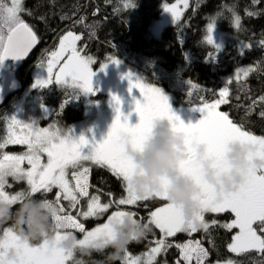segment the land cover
Returning <instances> with one entry per match:
<instances>
[{"label":"snow or ice","instance_id":"6c2138e0","mask_svg":"<svg viewBox=\"0 0 264 264\" xmlns=\"http://www.w3.org/2000/svg\"><path fill=\"white\" fill-rule=\"evenodd\" d=\"M134 6V5H133ZM173 17H176L174 9L165 8ZM23 0H0V64L8 57L22 59L39 42L38 36L33 28L21 18L23 12ZM31 14V13H29ZM64 17H62L63 19ZM239 25V18L236 19ZM215 24L208 25L206 40L209 44H214L213 32ZM82 39L81 35L68 31L59 38L56 50L49 52L46 61L47 78L37 79L34 87H47L53 83L54 69L59 67L58 74L55 75V82L60 85H70L73 89L80 88L87 92L93 91V72L91 65L95 62L92 57L84 56L77 47V42ZM264 43V42H262ZM111 62L119 64L118 59L112 58ZM42 61V65H43ZM108 63L102 65L106 68ZM244 76H247L251 69H246ZM130 88L140 91L142 99H135L134 111L138 113L139 120L133 124L130 122V113L125 114L122 110V100L118 95H113L116 104V113L107 135L102 141L95 140L93 135L90 140L81 134L77 136L72 128L63 132L60 128L50 126L49 128H39L35 122L25 123L12 116L7 124V135L0 142V150L7 145H26L27 151L22 154L0 155V199L16 206L25 197H34L37 194L46 196L55 192V198L50 200L42 198L47 204H54L59 209V214L54 217L58 222H64L66 226L83 233L86 243L89 239L95 238L99 234L111 235L109 221L114 217H121L131 214L134 218L144 221L134 211H114L107 218V222L86 231L84 223L79 217L88 219L98 217L109 210L112 203L121 206L137 205L138 202H147L153 198L165 201L162 206L150 210L147 215L146 224L154 225L162 234V238L154 241L155 246L144 255L147 257L143 264H153L157 254L166 251L168 248L176 247L180 250V256L185 264H204L208 258V250L204 248L199 240H188L182 243H168V238L175 237L178 233L191 235L198 230L208 231L210 226H217L218 221L211 222L205 220V215L199 217L202 227L196 228L187 224L182 218L179 208L168 203L165 193H157L155 196H146L140 200L135 196L131 184V176L135 172V163L125 155L124 146L121 143V136L128 135L132 144L137 149H141L143 142L151 133L154 121L167 119L171 122L173 130L182 132L185 144L188 148L189 160L183 161L181 170L194 176L197 180L196 167L194 162L193 142L205 143L208 145L209 155L216 158V167L220 171H227L229 162L225 159L224 153L227 146L233 142H250L258 146L255 154H250L249 158L259 156L264 158V135L258 136L246 130L242 123L234 122L229 113L219 111L222 104L229 102V89L224 88L219 92V99L211 103H203L199 106L205 115L196 123H185V121L172 110L169 98L162 89L147 85L141 79H133L132 74H128ZM239 79V76H237ZM196 85L192 84V88ZM257 103H264V96L252 101L249 107ZM63 105H61V108ZM264 118V111L260 112ZM46 154L47 162L42 157ZM25 162L30 166L24 168ZM86 163L97 167L106 168L115 177L122 181V187L126 195H122L118 200H110L102 203L101 195H90V175L91 167ZM72 169L71 179L68 170ZM8 177L16 181L26 180L28 190L11 193L6 187ZM165 180V186L167 185ZM203 192L201 201L207 209V213L221 214L231 212L234 219L220 226L225 229H238L232 237V243L228 246L234 253L256 250L264 254V172L249 170L248 179L236 192L226 195L223 199L217 200L215 190L212 186L202 183ZM99 192V190H97ZM111 197L112 193H107ZM81 200H86L84 208L79 210L78 215H73L71 210L80 208ZM61 201L68 202V210ZM147 207V205H145ZM259 229V232L258 230ZM0 236V264H17L16 261L5 259V249L14 247L19 255L18 264H80L73 261L71 252L51 245L47 239L43 242L28 243L21 241L10 226L3 228ZM61 233L56 232L57 242L61 239ZM122 264H142L140 256L133 257L128 250L124 253ZM175 264H181V259H177ZM228 264H232L231 261Z\"/></svg>","mask_w":264,"mask_h":264},{"label":"trees","instance_id":"16d2710c","mask_svg":"<svg viewBox=\"0 0 264 264\" xmlns=\"http://www.w3.org/2000/svg\"><path fill=\"white\" fill-rule=\"evenodd\" d=\"M176 1L178 0H23L22 15L39 35L41 45L22 63L17 76L28 74L30 81L29 73L37 62L46 60L47 54L54 51L59 44V38L68 31L81 35L82 39L78 44L83 53L94 58L96 70L110 56L126 55L125 59L146 76V68L150 65L140 64L141 57H148L150 60L158 58L154 61L155 66L161 64L171 71L182 70L183 77H189L197 84H211L212 91L199 98H189V105H201L216 100L224 77L239 67L248 66L251 71L247 76L229 84V102L222 104L221 110L229 113L234 122L242 123L246 130L258 136L264 135V118L260 116V112L264 111V103L249 107L252 101L264 96V0H190L176 24L163 28L159 37H151V26L161 18L163 6ZM215 17L227 34L226 47L221 54H216V50L205 41L206 25ZM237 17L240 26L233 30L231 22ZM233 40L246 42L248 46L240 52ZM184 55L192 57V62L184 63L178 68L177 61L184 62ZM70 93L69 89L64 88L44 89L41 94L44 104L52 107L51 117L58 119L64 115L66 120L72 122L78 118L83 121L84 107L81 104L66 105L61 115L55 110L57 103ZM10 110L12 109H0V142L4 137L2 119ZM14 148H18V145L5 147L6 150ZM91 168V191L100 188L106 193L109 190H115L117 193L121 189L115 200L126 194L122 181L109 170L95 165ZM10 186L6 187V190L13 193L28 190L26 180L25 183H11ZM56 191L53 189V192L46 196H36L39 199L52 200ZM100 195L103 200H112L107 194ZM149 201L153 204L149 210H142L144 201L122 207L137 212L139 217L144 218L143 222H146L148 212L165 203L159 198ZM18 206L19 204L15 207ZM205 217H214L217 221L226 223L234 219V214L206 213ZM84 223L89 228L94 220L88 219ZM6 226L8 225L0 226V233ZM151 227L152 231L146 238L129 245V253L136 255L143 252L150 248L156 239L162 238L159 230L154 225ZM257 230L259 232V229ZM235 232L236 229L228 230L222 226H214L208 231L200 229L191 235L178 233L175 237L168 238V243L174 245L187 239L199 240L208 250L207 264L226 260H232L236 264H264V254L256 250L234 253L229 249ZM159 258V261H165L166 264H175L177 259H181L180 250L173 246L163 251ZM77 259H80L79 254ZM83 259L86 264H92V259L99 260L103 257L93 253V258ZM121 261L116 264H121Z\"/></svg>","mask_w":264,"mask_h":264},{"label":"clouds","instance_id":"9594fccd","mask_svg":"<svg viewBox=\"0 0 264 264\" xmlns=\"http://www.w3.org/2000/svg\"><path fill=\"white\" fill-rule=\"evenodd\" d=\"M121 143L125 155L136 166L129 181L135 196L143 200L146 196L166 192L168 203L177 206L184 221L196 228L202 227L199 217L207 213L201 201L202 183L212 186L216 199L221 200L247 182L250 169L264 172V158H249L250 154L258 151L256 144L238 141L228 144L224 157L229 162V168L220 171L215 166L216 158L209 155L208 145L193 142L197 180L181 170V162L189 160L188 148L183 133L173 130L167 119L154 121L141 149L134 147L126 134L121 136ZM165 180L168 182L166 186ZM18 204L15 207L0 199V226L12 227L21 241L32 244L47 239L51 245L71 252L73 257L79 254L80 259L76 261L80 264H86L83 258H93V253L101 255L103 259H92V264H116L122 260L130 244L140 242L152 231L151 225L129 214L109 221L110 236L99 234L81 243L84 237H78L64 222L58 224L54 220L59 214L54 204L33 197H25ZM57 231L62 237L58 242ZM5 259L18 264L17 250L14 247L6 248Z\"/></svg>","mask_w":264,"mask_h":264},{"label":"rangeland","instance_id":"374dc122","mask_svg":"<svg viewBox=\"0 0 264 264\" xmlns=\"http://www.w3.org/2000/svg\"><path fill=\"white\" fill-rule=\"evenodd\" d=\"M8 3V0L7 2ZM190 3V0H178L172 4L164 5L163 6V13L160 19L156 20L151 27V37L157 38L160 36L161 31L163 30L164 27L174 25L176 24L181 16V13L184 11L185 6H188ZM172 8L174 9L175 13L177 14L176 17H173L172 13H169L165 10V8ZM237 19V18H236ZM236 19L233 22V25H236ZM178 20V21H177ZM177 21V22H176ZM176 22V23H175ZM174 23V24H173ZM210 23L215 24V29L213 32V37H214V44H209L206 40L207 35H209L208 32V25ZM64 35V34H63ZM231 35V34H228ZM205 41L211 45L215 50L216 54H221L224 52L225 47H226V41H227V34L221 29L220 23L217 19L211 18L207 25H206V33H205ZM236 42V45L239 47V49L242 51L246 49L248 46V43L239 41V40H233ZM58 47V45H57ZM56 47V48H57ZM77 47L81 50V54L84 56H90L88 54L83 53V50L81 46L77 42ZM56 50V49H55ZM49 58V53L46 56V61ZM93 58V57H92ZM117 59L114 56H110L103 64L108 63L106 68L99 67L97 70L94 68V63L91 65V68L95 75L93 76V91L92 92H87L84 91L80 88H75L73 89L70 85H66V89H69L70 92L78 91L80 94L83 95L84 97V102L82 101V105L84 107V121L86 122L87 126H81V124H76L73 126V130L77 136L83 134L87 136L90 140L92 139L93 135L95 137V140L97 141H102L103 138L107 135L110 126L112 122L115 119V116L117 115L116 113V104L113 100V95H118L121 100H122V110L125 114H131L130 115V122L135 124L139 120V115L134 111L135 108V99H142L141 93L138 89L132 88L131 91H129L130 88V83H129V77L128 74L131 73L133 79H141L143 83L147 85H152L154 87H158L162 89L163 93L168 96L169 98V103L172 107V110L176 112L184 121L185 123H196L198 122L203 116L205 115L204 112H201L199 109V106L201 105H189V98H191L192 94L194 93V96L196 98L199 96H202L210 91H212V86L210 85H202V84H197L195 81H193L191 78L190 80H187V77H183L182 70L180 71H171L168 73V76H156L154 81L148 80L143 73L133 67L126 65L122 62L119 61V64L115 62H111V59ZM158 58H155L154 60L147 59L143 61L144 63H149V65L154 66L155 60ZM94 60V58H93ZM46 61L45 63L38 64L36 65L33 70V82L35 84L37 79L41 78H47V70H46ZM7 63L3 62V64H0V68H5ZM179 68V66H178ZM246 69H251L248 66L244 67H239L235 69L231 74H228L224 77L223 79V86H221L218 89V93L224 89L228 88L229 84L233 81H238L241 78H244V71ZM59 72V67L54 69V74L53 77L58 74ZM249 73V72H248ZM170 74V75H169ZM248 75V74H247ZM237 76H239V79H237ZM165 81V84L163 83ZM33 84V85H34ZM171 87L172 90H168L167 86ZM192 84H196L195 88H192ZM39 87V86H36ZM173 87V88H172ZM29 88V87H26ZM42 89V88H41ZM42 91V90H40ZM86 97H85V93ZM219 94L217 99H219ZM216 99V100H217ZM215 101V100H214ZM212 101V102H214ZM211 103V102H209ZM17 106L6 112L3 116L2 123H3V131L2 134L4 135L3 138L6 137L7 135V124L10 121V118L12 116H15L16 118L20 119L21 121H24L25 123H32L35 122V125L39 128H49L50 126L54 125L56 126L58 122H56L55 117H51V106L44 105L43 97L42 94L38 91L36 93L32 94L29 98L27 99H21V101H18L16 104ZM47 107V109L44 108ZM221 106L219 107V111L221 110ZM223 112V111H222ZM43 114H46V117H51L49 121V125L42 126L44 122H41L42 119H47L43 117ZM41 117V118H40ZM109 119L107 120V118ZM107 120V121H106ZM52 124V125H50ZM8 146V145H7ZM13 146V145H11ZM13 149L6 150L5 148L3 150H0V155L2 153L7 152L8 154H11ZM43 161L46 163L47 162V157H42ZM85 166L91 167L94 165H91L89 163H86ZM24 168H29L30 166L25 162L23 165ZM69 172V178L71 179V172L72 169L68 170ZM11 180H13L12 177H10L9 182L11 183ZM91 191V188L89 189ZM94 192V191H93ZM13 193V192H11ZM92 194V193H90ZM99 194V193H97ZM95 195V194H92ZM126 195V194H125ZM118 200V199H117ZM110 200H103L101 197V202L106 203L109 202ZM64 205L66 210H68V202L67 201H61ZM86 204H83V200H81V205L80 208L77 210H71L73 215H78L79 210H86L84 208ZM132 211L126 207H122L118 203H112L110 206L109 210L105 213H102L98 217H91L88 219L94 220V223L92 226L89 228L86 227V223H84L88 219H84L83 217H79L81 223H84L86 231H90L94 229L95 227H98L102 225L103 223L107 222V218L111 215L112 212L114 211ZM205 220L208 221V219ZM76 233L78 237H83V233H80L79 230H73ZM238 232V229H236V232L233 234V236ZM190 240V239H189ZM193 240V239H191ZM188 241V240H186ZM185 241V242H186ZM195 241V240H193ZM155 243L151 247H154ZM203 246V245H202ZM150 247V248H151ZM204 247V246H203ZM150 248L147 250L140 252L136 255L131 254L133 257L140 256L142 260V264L144 261H146L147 257L144 255L145 253L150 251ZM205 248V247H204ZM163 252V251H162ZM161 252V253H162ZM160 253V254H161ZM160 254H157L156 260L153 262V264H165V263H157L160 260ZM78 254L73 257V261L77 260ZM181 258V256H180ZM208 259V258H207ZM207 259L204 262V264H207ZM181 261L183 264L185 262L182 260ZM231 260H226V261H221V262H216V263H209V264H228V262ZM232 262V261H231ZM181 263V264H182ZM72 264V262H70ZM193 264H195V261H193ZM232 264H234L232 262Z\"/></svg>","mask_w":264,"mask_h":264},{"label":"bare ground","instance_id":"6f19581e","mask_svg":"<svg viewBox=\"0 0 264 264\" xmlns=\"http://www.w3.org/2000/svg\"><path fill=\"white\" fill-rule=\"evenodd\" d=\"M4 2L6 3L7 0H4ZM23 12H21V18L26 22L28 23L24 17H23ZM234 22V21H233ZM233 22H231V27L233 28V30H235L236 28H238L240 26V21H239V25H233ZM30 25V23H28ZM32 27V25H30ZM171 26V25H170ZM152 27V26H151ZM169 27L166 26L164 28H167ZM33 28V27H32ZM222 29V28H221ZM34 30V29H33ZM35 31V30H34ZM36 32V31H35ZM37 34V33H36ZM38 38H39V44H38V48L40 47L41 45V41H40V37L39 35L37 34ZM238 47V46H237ZM238 50L241 52V50L239 49L238 47ZM125 56L126 55H116L114 57H116L120 62L126 64V65H129V66H134V64H131L130 62H128L126 59H125ZM142 60L140 61V64H143L145 65V63L143 61L147 60V59H150L148 57H141ZM184 59L185 61L184 62H181L180 60L177 61V64L179 67H181L184 63H189V62H192V57L188 56V55H184ZM38 61V60H37ZM46 60H44L43 62L45 63ZM38 64H42V60H40L39 62H37ZM36 64V65H38ZM209 65V64H208ZM213 65V64H211ZM171 72V69L169 68H165L163 65H158V66H149L148 68H146V78H148V80H151V81H154V79L156 78V76H168V73ZM170 75V74H169ZM29 78H30V81H28V74H24L20 77H18V82H19V90L16 91L15 93L9 95V97H6L5 100H4V103L3 105L0 106V109L1 110H6L7 108H11V109H14L18 103V101H21V99H27L29 98L32 94L36 93V91L42 93V91L44 89H64L63 87H66V85H60L58 83L55 82V76L53 77V83H51L50 85H48L47 87H34L33 84V74L32 72L29 73ZM187 80H190V78L188 77ZM164 81V80H162ZM165 84V81L163 82ZM26 87H29V88H26ZM42 88V89H41ZM173 88V87H172ZM167 89L168 90H172L171 87L167 86ZM42 90V91H40ZM85 93V92H84ZM85 97H86V93H85ZM194 97V93L192 94L191 98ZM82 101L84 102V97L82 94H80L78 91H74V92H71L69 95H67L64 99H62L61 101H59L57 103V106L55 108L56 112L59 113V115H61L62 113V110L64 109V107H66V105L68 104H77V105H82ZM45 105V104H44ZM61 105H63V107L61 108ZM45 109H47V107L44 106ZM47 115L46 114H43V117L47 118V119H42L41 122H44V124L42 126H45V125H49V121L51 119V117H46ZM41 118V117H40ZM85 118V116H84ZM109 119V117L107 118V120ZM79 120V121H78ZM106 120V121H107ZM56 122H58V124L54 127L56 128H60L63 132H67L68 129L72 128L73 129V126L76 125V124H81V126H87L86 125V122L81 119H77L76 121L72 122L70 120H66L64 115L62 117H58V119L56 120ZM2 125V124H1ZM10 151V149H8ZM27 151V146L26 145H18V148H14L11 152V154H22L23 152H26ZM44 157H47L46 154H44ZM10 180V177H8V183L11 185V183H16V184H22V183H25V180H21V181H16L14 178L13 180H11V183L9 182ZM57 190V189H56ZM97 190H99V192H97ZM94 191V192H93ZM121 193V189L119 191ZM119 192L115 193V190H109L108 193H112L113 195L111 197L108 196V198L112 199L113 201L120 195ZM90 193L92 194H97V193H103V194H107L104 190L100 189V188H95V190H92L90 191ZM90 194V195H92ZM119 194V195H117ZM33 198H37L39 199L38 196H34ZM85 203V200H83V204ZM145 205H147V207H145ZM153 207V204L148 201V202H144V204H142L141 208L142 210H149ZM207 219V218H206ZM213 219L217 220L216 218L212 217V218H209L207 222H211ZM224 224L223 222H220L218 221V225L217 226H220ZM211 227H214V226H210ZM189 240V239H187ZM185 242V241H184ZM232 261V260H231ZM234 264H236L234 261H232ZM122 264V261L120 262ZM158 263H165V261H158ZM182 263V261H181ZM216 263V262H215ZM183 264V263H182Z\"/></svg>","mask_w":264,"mask_h":264},{"label":"water","instance_id":"95a60500","mask_svg":"<svg viewBox=\"0 0 264 264\" xmlns=\"http://www.w3.org/2000/svg\"><path fill=\"white\" fill-rule=\"evenodd\" d=\"M39 41V38H38ZM39 42L33 47V49L22 59H14L8 57L4 60L7 63L5 68H0V106L3 105L4 100L9 95L19 90V82L17 72L19 67L27 61L32 53L38 48Z\"/></svg>","mask_w":264,"mask_h":264}]
</instances>
